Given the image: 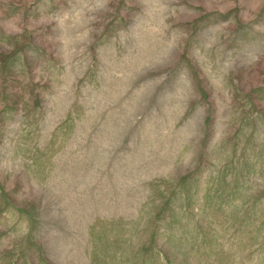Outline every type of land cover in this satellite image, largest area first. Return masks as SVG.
I'll list each match as a JSON object with an SVG mask.
<instances>
[{
  "label": "rangeland",
  "instance_id": "rangeland-1",
  "mask_svg": "<svg viewBox=\"0 0 264 264\" xmlns=\"http://www.w3.org/2000/svg\"><path fill=\"white\" fill-rule=\"evenodd\" d=\"M0 264H264V0H0Z\"/></svg>",
  "mask_w": 264,
  "mask_h": 264
}]
</instances>
